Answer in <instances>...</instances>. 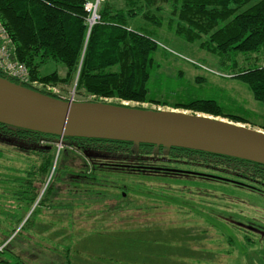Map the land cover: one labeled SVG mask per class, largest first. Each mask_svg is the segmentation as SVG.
I'll return each instance as SVG.
<instances>
[{"label":"trees","instance_id":"1","mask_svg":"<svg viewBox=\"0 0 264 264\" xmlns=\"http://www.w3.org/2000/svg\"><path fill=\"white\" fill-rule=\"evenodd\" d=\"M87 1L0 0V21L14 43L16 58L28 67L30 81L54 86L70 84L77 77L75 89L97 98L150 102L249 123L256 115L252 111L230 114L225 105L204 96L205 77L197 75L191 80L182 69L173 74L162 69L172 64L176 55L157 35L172 34L209 54L223 73L243 83L254 100L264 105V63L259 64L264 59V0H104L91 26L84 7ZM133 21L138 28L131 26ZM239 57L249 64L240 65ZM189 62L197 69L199 63L205 65L200 60L198 64ZM50 63L63 73L56 68L42 73ZM0 77H6L1 70ZM22 85L58 98L31 84ZM258 127L264 130V124ZM59 139L0 123V167L12 174L0 179L9 185L0 189V244L16 232L10 243L1 247L0 264H24L11 253V242L18 237L30 238L38 225L43 226L41 232L50 231V236L41 240L59 246L61 243L53 242L52 237L72 232L76 225L72 215L77 208L81 209L77 214L80 218L97 213L91 206L106 198L105 189L118 191V197L123 198L120 191L128 185H111L106 175L109 171L210 179L264 193V164L258 162L183 147L69 136L61 138L57 154ZM174 188L175 193L192 192L189 187ZM144 194L156 201H170V190ZM43 211L55 216L41 219ZM54 226L59 227L51 231ZM101 226L98 223L87 231L89 238L77 244L76 252L90 251L93 244L102 254L125 259V248L152 247L158 241L156 260L157 253L164 259L172 240L167 232L157 237L137 232V237L126 240L118 234L109 237L102 234ZM72 235L63 239L70 241ZM64 251L62 264H74L69 245Z\"/></svg>","mask_w":264,"mask_h":264},{"label":"rangeland","instance_id":"2","mask_svg":"<svg viewBox=\"0 0 264 264\" xmlns=\"http://www.w3.org/2000/svg\"><path fill=\"white\" fill-rule=\"evenodd\" d=\"M131 26L138 28L136 21L131 22ZM157 37L161 44L166 45L176 55L175 57L172 56L173 59H176L173 60L172 64L162 68L168 74H173L175 69H182L185 76L191 80L195 76L201 75L207 80L202 87L206 98L216 100L218 103L225 105L227 113H241L242 109H246L256 115L250 117L249 123H241L231 121L228 117L213 116L208 113L172 108L167 105L150 102L97 98L93 95H86L81 90L77 91L75 89L76 78L70 84H57L54 86L37 84L34 87L52 92L64 100L76 102L103 101L114 104L119 102L144 109L205 114L253 129H262L258 126L264 124V105L254 100L243 83L223 73L222 69L212 62L209 54L200 51L196 44H188L172 34L162 36L158 33ZM185 58H189L192 62L196 61V63L200 60L205 65L200 63L199 65H203L205 68H193ZM239 62L240 65L249 64L243 61V57H239ZM262 63H264V59L259 61V64ZM55 68L60 73H63L62 69L53 63L43 68L41 72L47 73ZM56 147L58 154L60 146L57 145ZM10 175L12 176L10 172L0 167V179ZM106 175L107 179L111 181V185L114 183L117 186L128 185L129 188H123L120 191L123 194V198L118 197V191L109 192L105 189L106 198L102 202L100 201L98 206H91L97 209V213L91 215V217L83 215L80 218L77 217V214L81 209L77 208L72 215L76 222L74 229L71 230L72 232L68 230L65 235L51 236L52 239L54 238L53 242L58 241L61 243L59 246L52 245V242H47L46 239L41 240V237L50 236V231L43 233L41 232L43 226L39 227L38 225L34 228L35 234L32 233L30 238H27L28 236L25 238L18 237L11 242V253L20 257L19 259L24 264H62L64 261L63 257L66 254L64 246L69 245V248H71L69 256L73 259L74 264H264V242L259 243L260 237L253 235L254 238L250 240L251 242L248 239H243L241 232L237 231L234 234L230 228L227 229L226 225L216 218L222 214L227 216L228 214L238 213V217L241 220L249 219L255 223L262 224L264 223V209H262L264 208V197L246 189L238 188L231 183L210 179L196 180L174 176L140 175L113 171L106 172ZM178 185L189 187L192 192L184 190L182 193H175L174 190L177 189L174 187ZM7 187L9 185L4 184L0 180V189ZM45 187L46 184L44 183L41 186L37 201L41 198ZM163 187H167V189H161ZM195 187H198L200 192L196 191L197 188L194 189ZM172 188L174 189L172 190ZM149 190L156 194L170 190V201H160L163 199L156 201L154 197L151 199L150 196L144 194ZM124 192H127L128 196ZM118 205L120 206L119 209H113L115 206L118 207ZM34 206H32L31 210H33ZM54 216L47 211H43L40 218L50 219ZM0 219L2 218L0 217ZM93 222L102 224V234L109 237L112 234H118L121 238L125 236V240L137 237L138 233H147L151 237H157L159 233L167 232L172 238L167 244L171 249L167 248L165 250L164 259L159 254L158 257L156 255V260V249L154 251V247L158 246V241L152 247L135 246L132 247L131 251L129 248H125V253L128 255L125 259L107 253L102 254L97 251L99 246L93 244L89 246L90 249L88 250L90 251L79 249V252H76L77 244L79 242L85 243L84 240L89 238V230L98 224H93ZM58 227L54 226L51 231H55ZM219 232H223L225 236L220 235ZM15 233L0 244V249L10 243V239ZM70 233H73L70 241L63 239ZM2 239L3 235L0 233V240ZM160 250V248L157 249L159 253ZM154 260L155 262H153Z\"/></svg>","mask_w":264,"mask_h":264},{"label":"water","instance_id":"3","mask_svg":"<svg viewBox=\"0 0 264 264\" xmlns=\"http://www.w3.org/2000/svg\"><path fill=\"white\" fill-rule=\"evenodd\" d=\"M0 123L57 135L58 145L67 136L112 139L183 147L264 164L262 129L205 114L64 100L5 77H0Z\"/></svg>","mask_w":264,"mask_h":264},{"label":"built area","instance_id":"4","mask_svg":"<svg viewBox=\"0 0 264 264\" xmlns=\"http://www.w3.org/2000/svg\"><path fill=\"white\" fill-rule=\"evenodd\" d=\"M104 0H92L85 3V10L88 12L89 24L95 23L98 19L97 8L100 2ZM92 22V23H90ZM182 57V56H181ZM191 61L189 58H185ZM195 63V62H193ZM198 64V63H197ZM199 65V64H198ZM201 68H205L203 65H199ZM0 70L6 75V77L13 78L19 83L31 84L32 86L39 85L41 83L37 81H30V73L28 67L20 62L15 56L14 43L6 31L5 27L0 21Z\"/></svg>","mask_w":264,"mask_h":264},{"label":"flooded vegetation","instance_id":"5","mask_svg":"<svg viewBox=\"0 0 264 264\" xmlns=\"http://www.w3.org/2000/svg\"><path fill=\"white\" fill-rule=\"evenodd\" d=\"M250 190L256 192L257 194H263L264 195V193H262L260 191H257V190H254V189H250ZM223 200H224V198H223ZM262 209H264V208H262ZM216 218L222 224H225L227 229L230 228L233 231V233L237 232V231L241 232L243 234V239H248L250 241V240H252V238H254L253 235H257L258 237H260L259 243H263L264 242V230H263L264 229V223H262V224L255 223L253 221H250L249 219L241 220L238 217V213L231 214V215L228 214L227 216L222 214V215H219V217H216ZM219 234L220 235L221 234L224 235L223 232L222 233L219 232ZM205 235H207V233H205ZM219 237H221V236H219Z\"/></svg>","mask_w":264,"mask_h":264},{"label":"crops","instance_id":"6","mask_svg":"<svg viewBox=\"0 0 264 264\" xmlns=\"http://www.w3.org/2000/svg\"><path fill=\"white\" fill-rule=\"evenodd\" d=\"M157 257H158V253H157Z\"/></svg>","mask_w":264,"mask_h":264}]
</instances>
